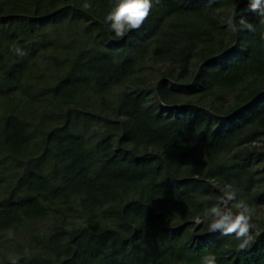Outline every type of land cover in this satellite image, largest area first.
Masks as SVG:
<instances>
[{
	"label": "trees",
	"instance_id": "trees-1",
	"mask_svg": "<svg viewBox=\"0 0 264 264\" xmlns=\"http://www.w3.org/2000/svg\"><path fill=\"white\" fill-rule=\"evenodd\" d=\"M111 3L0 1V264H264V219L244 250L193 219L264 208V16L159 0L115 38Z\"/></svg>",
	"mask_w": 264,
	"mask_h": 264
},
{
	"label": "clouds",
	"instance_id": "clouds-1",
	"mask_svg": "<svg viewBox=\"0 0 264 264\" xmlns=\"http://www.w3.org/2000/svg\"><path fill=\"white\" fill-rule=\"evenodd\" d=\"M157 3L159 0H112L110 9L104 17V23L115 38H124L142 27ZM84 7H91V4L85 3ZM248 10L264 16V0H249ZM227 23L234 33L239 31L234 15ZM244 23V20L239 21L241 25ZM248 27L252 28L250 24ZM225 195L226 199L221 198V204L207 208L201 215L195 216L194 225L198 227L208 221V230L211 232L219 231L222 236L234 233V239L238 241L236 247L244 250L254 241V236L250 234V229L255 228L251 223L252 209L244 200H240L233 205L236 209L233 212L227 206V202L234 200L235 194L228 192ZM256 235H259V232H256ZM201 264H217V256L209 252L201 258Z\"/></svg>",
	"mask_w": 264,
	"mask_h": 264
},
{
	"label": "rangeland",
	"instance_id": "rangeland-1",
	"mask_svg": "<svg viewBox=\"0 0 264 264\" xmlns=\"http://www.w3.org/2000/svg\"><path fill=\"white\" fill-rule=\"evenodd\" d=\"M158 69H161L160 65L154 67L153 73L156 74L158 72L157 71ZM225 102L227 104H230L231 98L229 97L225 98ZM223 191L227 192L228 188H223ZM252 218H254V220L256 221L263 220L264 219V208H261L258 210L253 209ZM201 225L202 224H200L198 227L196 226V228H199ZM37 227H38L37 228L38 230L44 232L46 230L47 225L45 223H40L37 225ZM26 241H27V235H23L21 240H11V237L9 235H0V258L2 256L10 257L12 255L25 251L26 246H27Z\"/></svg>",
	"mask_w": 264,
	"mask_h": 264
}]
</instances>
